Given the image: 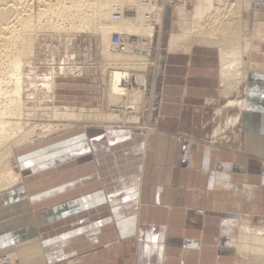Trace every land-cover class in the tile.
Wrapping results in <instances>:
<instances>
[{"label":"rangeland","instance_id":"obj_1","mask_svg":"<svg viewBox=\"0 0 264 264\" xmlns=\"http://www.w3.org/2000/svg\"><path fill=\"white\" fill-rule=\"evenodd\" d=\"M255 1L258 4L255 13L264 15V0ZM156 5L159 8L165 5L164 24L163 29L155 26L152 50L144 67L146 104L139 122L141 125L147 124L149 113L153 110L152 127H160L149 140L146 158L143 152L141 154L140 150H136L146 140L142 131L96 129L90 125L88 128L76 126V129L38 139L19 149L13 167L22 174L23 183L0 192V219L13 217L0 226V232L5 234L0 241H4L8 235L11 237L12 232L8 234L10 228L19 227V231L26 233L31 223L41 218H37L40 214H49L50 210L52 216L59 213V208L69 206L71 216L51 226L47 234L46 243L54 251V259L64 260L73 254L82 256L110 251L116 260L120 250L125 252L120 255L130 260L134 256L131 253L134 247L131 245L129 249L128 245L133 243L131 239L136 238L138 232L134 231L129 240L124 238L120 231L121 222H118L120 229L117 225L116 214L124 215L127 212L121 198L125 192L135 189L138 192L137 204L142 205L140 211L143 213L139 222L145 225L144 233H140V245L158 242L161 237L158 228L164 225L170 227L171 243L175 244L173 250L179 255L177 264H195L201 255L199 253H202L200 249L204 247L201 255L203 264H215L220 254L223 264H231L234 252H219L217 246L222 242L229 244L228 249L231 246L234 248L237 224L220 219L222 216L217 211L225 208L228 212L239 213L244 205L242 200L235 197L234 191L218 189V192H214L217 188L213 173H231L235 185L248 184L258 188V200L252 202L253 206L257 205V210L248 209L247 215L257 216L251 222L253 226L261 225L260 220L264 218L259 214L264 211V134L258 135V132H264V110L249 109L243 114L242 129H237L240 138L231 133L227 139L221 137L220 142H214L212 136L214 130L218 129L217 124H222L225 119L227 102L236 98L245 100L249 93L264 94V79L261 80L260 90L245 85L238 97L234 94L229 97L230 100L222 98L216 50L196 48L193 58L169 54V38L174 31L176 10L185 6L186 0H157ZM95 35L80 33L67 37L64 34L62 39L49 34L40 37L35 61L39 76L37 90L30 88L29 97L25 96L29 114L36 115V121L33 118L29 123L49 121L54 110L60 112L66 108L76 111L105 110V113H110L109 105L106 100L104 102L108 90L105 70L109 66L103 52L102 38ZM190 62L193 65L190 66ZM256 63L263 71L264 47L263 56ZM78 68H81L80 72ZM170 76L181 78L184 84L169 86L166 81ZM48 85L53 86L51 93ZM162 105H178V118L168 117L164 122L167 112L162 113ZM185 108L195 115L196 108L204 113L203 116H196L190 134L186 133L191 123ZM237 111L229 109L232 115ZM62 121V124H70ZM246 131H249L248 134ZM106 133L111 134L113 145L109 143L111 140ZM179 136L181 141L178 140ZM212 144H216V148ZM79 187L83 190L74 193ZM16 190L24 191L11 195ZM194 191H199L197 194L200 196L196 192L193 194ZM89 194L95 197L92 204H96L90 209V204H81ZM34 195L37 198L33 200ZM102 195L107 197L106 201ZM203 197L205 200L202 203L200 198ZM236 207L242 208L238 210ZM200 208L208 210L209 223L205 227V237L200 232L202 224L196 218V211ZM127 214L130 217L132 212ZM202 240L204 247L200 245ZM8 245H0V264H21L22 261L27 264L26 251L19 258L17 253L10 252ZM151 247L143 251L149 254L153 250ZM149 258L146 255L145 260Z\"/></svg>","mask_w":264,"mask_h":264},{"label":"bare ground","instance_id":"obj_2","mask_svg":"<svg viewBox=\"0 0 264 264\" xmlns=\"http://www.w3.org/2000/svg\"><path fill=\"white\" fill-rule=\"evenodd\" d=\"M156 2L0 0V192L23 183L22 174L13 167L16 152L38 139L81 125L105 130H140L144 135L153 128V110L149 111L147 124L141 125L139 121L146 104L144 67L152 50L155 26L163 29L164 24L165 5L159 8ZM257 5L255 0H186V5L176 10L169 54L189 55L194 47H212L219 52L222 98L230 100L234 94L238 97L245 85L260 90L264 78L258 77L264 76V70H260L256 60L263 56L264 15L255 13ZM80 33L102 38L109 66L105 70L108 90L104 102L109 105L110 113L66 108L60 112L54 110L49 121L29 123L33 118L36 121V115L29 114L25 96L31 92L30 88H37L35 61L40 37L49 34L61 38L64 34L70 37ZM61 70L64 72V67ZM47 88L51 93L53 86ZM248 95L245 100L228 101L226 108L241 112L264 110V94ZM62 120L70 124H62ZM235 189L229 187L227 191ZM136 191L129 190L121 198L127 211L125 216L133 210L138 212ZM253 209L256 211L257 205ZM247 214L237 215L241 221L237 264H264V218L261 216V225L253 226L251 222L257 216ZM124 215L116 214V219L121 222L124 235L130 236L136 231V215L126 219Z\"/></svg>","mask_w":264,"mask_h":264},{"label":"crops","instance_id":"obj_3","mask_svg":"<svg viewBox=\"0 0 264 264\" xmlns=\"http://www.w3.org/2000/svg\"><path fill=\"white\" fill-rule=\"evenodd\" d=\"M196 48H201V49L207 48V49H210V50H213V51L216 50L217 53H218V59H219L218 50L214 49L212 47H198V46L194 47L192 49L191 54L186 55V56H189V57L193 58V56L195 54L194 51H195ZM170 55L177 56V55H174V54H170ZM189 64H190V66L193 65L191 62ZM218 64H219V61H218ZM219 80L221 82L220 73H219ZM166 83L169 86H172V87L174 86L175 87V86H180V85L184 84V81L181 78L170 76V77L167 78ZM220 85H221V83H220ZM220 94H221V92H220ZM208 103L210 104L211 101L208 100ZM225 109H226L225 110L226 111L225 112L226 116H225L224 121L222 122V124L218 123L217 124L218 125V129H215L214 132H213L212 141H214V142H220L222 139H227L228 135H231V133H234L236 138H240V134H238V136H237V129L241 128L240 126H241V123H242L243 114L245 112H241V111L238 110L235 115H232L231 112H229V109H233V110H237V109L231 108V107L230 108H226L225 107ZM185 111H188L189 115H190L189 122L191 123V126H190L188 132H186V133L190 134V132L193 130L194 124L196 123V120H197L196 116H200V114H202V116H203L204 113L201 112L200 108H196L197 115L193 114L192 111H190V109H188V108H185ZM166 112H167V115L164 116V117H166V118H164V120H165L164 122L167 121L168 117H177L178 118V116L180 115L179 114L180 110H179V106L178 105H175L174 107H172L170 105H162V113H166ZM191 115H192V117H191ZM257 118L259 119L258 115H257ZM160 125L162 126V123H160ZM207 125L208 124H206V125L204 124V126H207ZM158 127H160V126L158 125ZM158 127L153 125V128L148 132V134L144 135L146 140L143 141L141 143L142 145L140 144V146H138V148L136 147V150H140L141 154H142V152L144 153V155H145L144 157L145 158L147 156L146 152H147V149H148L149 144H150L149 140L151 139L152 136H154L155 133L158 132ZM187 127H189V125ZM191 128H192V130H191ZM198 129H199V126H198ZM241 129H240V132L242 133ZM110 132H113V131H110ZM248 132L249 131H246V134H248ZM113 133H116V132H113ZM263 134H264L263 131H259L258 132V135H263ZM250 136H252V134H250ZM221 137H223V138L221 139ZM107 138H109L111 140L109 143H111V145H113V142H112L113 139L111 138V134L110 133L107 134ZM118 138H120V137L118 136ZM178 140L181 141V136H179ZM194 147L195 146H193V148ZM212 147L216 148V144H212ZM193 150H195V149H193ZM213 176L215 177L214 178L215 179L214 180V184L216 185V188H217V191L215 189L214 192H218V189L220 191H223V192H228L227 189L229 187L230 188H236L234 190L235 197L237 199L242 200L243 201L242 204L244 205L243 208L242 207H236V209L239 210L240 208H242V212L247 213L248 209L253 208L252 202L255 203V200H256V197H257L256 194H257V189L258 188L256 186H252V185H248V184H246V185H242V184L235 185L232 182V180H231V177H232L231 173H222V174H218V175H217V173H213ZM225 178H228L229 181L227 182ZM76 183H77V181H76ZM74 185H72V186H74ZM80 188H82V187H79V188L75 189L73 192L75 193L78 190L79 191L83 190V189H80ZM129 189H134V188L130 187ZM251 190H253L252 191V197H250V195H249ZM22 191H24V190H16V192H11V195H12V193L13 194H15V193L18 194V192H22ZM124 191H125V189H124ZM189 193H191V192H189ZM194 193L197 194V193H200V192L199 191H194L193 194ZM201 193H202V191H201ZM198 196H200V195H198ZM111 197L113 198L112 195H111ZM136 197H138V196L135 195V198ZM15 198H18V197H14L13 199H15ZM36 198L37 197L34 195L33 196V200L36 199ZM85 198L86 199L81 201V204H83V203L90 204V206L88 207L89 209H90V207H96L95 206L96 204H92L95 201V197L92 194H89L88 196H85ZM102 198L105 201L107 199V197L104 196V195H102ZM200 199H201L202 203L205 200L204 197L200 198ZM112 203L113 202H111V204ZM237 203H239L238 200H237ZM123 205L124 204H122V206ZM248 205H250V206L252 205V206L248 207ZM140 206H142V205L139 204L138 212H137V210L136 211L133 210L132 215L130 217L128 215H127L128 217L127 216L124 217V219L131 218L132 216H133L132 218H134V216L136 215L135 216V218H136L135 224H136V232H138V236L136 238L131 239V240H133V243L130 242V245H128L129 249H130L131 245H133V247H134V249H132L131 253H134L133 255L135 256V258L133 256L130 260H126L124 258V256L122 257L120 255V253H123V252L120 251V250L118 252V256H117L116 260L113 259L114 254H112L110 251L109 252H103V253H90L89 255L87 254V255H82V256L77 255V254H73V255L67 256L64 260H56V259H54L53 258V255H54L53 252L54 251H52L50 249L49 244L46 243V239H48L47 234L50 232L51 226L56 225V224H60L61 222H64V220H66V218L71 216V214H70L71 212L68 211V210H70L69 206L61 207L62 209L59 208V210H60L59 213L55 214L56 216H58L57 218L55 217V215L51 216L50 210L48 212L49 214H45V213L44 214L43 213L40 214L37 218H39V217H41V218L37 219L36 222L34 221V223L30 222L31 223V228L27 229L26 233H23V231H19V227L10 228L8 234H10V232H12V235H11L12 238L11 237L9 238V235H8V238H6L4 240L5 242L4 241H0V245L9 244L8 246L11 247L9 249L10 252L11 253H17L19 258H22L21 257L22 252L24 254V251H26L25 254L27 256V264H173V261H175V264H177V262L179 261L178 260L179 259L178 258L179 255L177 254V252H175V250H173L175 244L171 243L172 240H171L170 229H169L170 227L161 225L158 228V229H160L159 230V234L161 235V237H160L158 242H156V243L154 242V243H151V244H148V245H143V244L140 245L141 244V243H139V241H140V233L141 234L144 233V229H145V225L144 224H140V222H139L140 216H141V214H143L140 211L141 210ZM22 207H23V205H22ZM17 209H18V206H17ZM205 209L206 208H204V209L200 208V210L198 209L196 211V218L202 224V227H201L202 229L200 230V232H201V234L204 237H205V227L208 226V223H209L208 214H207L208 210L207 209L205 210ZM226 211L227 210L225 208H222L221 211L218 210L217 213L222 216V217H220V219H222V220H224V219L230 220V221H233L234 223L237 224V233H236V237H235V244H234V248H232V246H231V248L228 249V245L229 244H225V243L220 242L218 244V246H217V249L219 250V252L224 251L226 253L232 250L234 252V257L232 258L233 262L231 264H237V262H238L239 240H240V225H241L240 224L241 221H240V219H239V217L237 215H239L241 211L239 213L238 212H228V211L226 212ZM261 214L264 215V211L261 212ZM12 218L13 217H10V216L5 217V218H1L0 219V226L2 224L6 223L9 220H12ZM118 222L119 221L117 220V225L119 227ZM221 228H222V226H221ZM119 229H120V227H119ZM120 231H121V229H120ZM121 234L124 236V233L122 231H121ZM4 237H5V234L3 232H0V239L4 238ZM128 237H130V236H124V238L129 240ZM187 238L188 237H185L184 239H186V241H189ZM204 244L205 243L202 240L200 242V245L201 246L203 245V247H204ZM150 245L153 247V250H151V252L149 254L148 253L146 254V252L143 251V250H146L147 247L150 246ZM143 248H145V249H143ZM204 248L200 249L199 252L203 253ZM129 249H128V253H129L128 255H130ZM202 253H199V255L200 254L202 255ZM146 255H148L150 258L145 260ZM201 255L197 259V262L195 264H203V260H202V256ZM218 258H219L218 262L216 261L215 264H223L221 262L222 261L221 260V258H222L221 254H220V257H218ZM21 264H24L23 261L21 262Z\"/></svg>","mask_w":264,"mask_h":264}]
</instances>
